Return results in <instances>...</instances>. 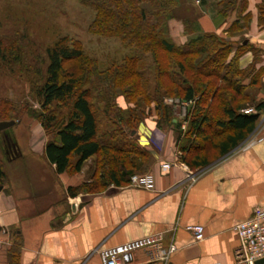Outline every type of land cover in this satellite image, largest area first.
<instances>
[{
  "label": "crops",
  "instance_id": "1",
  "mask_svg": "<svg viewBox=\"0 0 264 264\" xmlns=\"http://www.w3.org/2000/svg\"><path fill=\"white\" fill-rule=\"evenodd\" d=\"M176 1L181 14L168 22L171 41L184 46L197 36L216 34L230 42L234 51L229 59L239 52V68L254 69L261 84L249 91L258 103L264 102V0H246L244 7L243 0H195L196 6L185 0L181 7ZM155 125L146 119L132 133L155 159L147 172L155 177L154 190L129 183L81 190L94 182L95 157L78 173H58L45 155L47 144L29 151L6 150L0 264H101L99 250L156 233L165 234L164 250L175 243L177 251L166 262L150 250H140L132 264H234L239 245L235 226L251 218L256 208H264V139L253 149L239 148L241 144L192 170L181 161L184 135L178 137L179 129L171 125V134L165 136ZM186 125L188 120L180 130ZM154 133L164 137L158 149ZM163 164L172 167L162 170ZM191 225L205 228L204 240L195 241L186 230Z\"/></svg>",
  "mask_w": 264,
  "mask_h": 264
},
{
  "label": "trees",
  "instance_id": "2",
  "mask_svg": "<svg viewBox=\"0 0 264 264\" xmlns=\"http://www.w3.org/2000/svg\"><path fill=\"white\" fill-rule=\"evenodd\" d=\"M94 4L98 17L93 32L119 38L126 46L139 50L141 58L151 54L144 62L151 61L155 86L153 91L145 88L150 80L143 72L146 65L141 58L126 59L125 78L131 81V92L141 97L133 111L116 112L115 119L109 117L107 130L100 132L101 118L91 102V89L84 85H90L95 77L103 78L104 72L98 64L88 67L92 61L84 57L82 50L65 46L62 41L49 48L47 79L37 91L42 109L38 119L46 133L55 136L45 146V155L58 173H78L87 160L95 157L94 182L80 188L86 191L123 186L132 175L147 173L155 159L132 133L145 122L141 116L143 105L152 103L158 113L163 112L160 120L163 118L167 126H176L178 137L184 135L181 161L192 170L228 155L253 134L264 102H250L254 99L249 90L259 86L261 80L253 75L254 69L239 68V52L229 59L233 44L216 34H203L184 46H176L167 33V22L174 17L178 5L176 0H95ZM260 10L264 27V3ZM70 62L75 64L67 70ZM168 96L196 102L187 119V130H180L172 109L164 105ZM105 103L106 109L115 105ZM249 103L256 114L242 113ZM59 106L65 107L66 114ZM103 114L108 119L111 113L107 110ZM6 119L1 116L0 122ZM4 145H0V185L6 179Z\"/></svg>",
  "mask_w": 264,
  "mask_h": 264
},
{
  "label": "rangeland",
  "instance_id": "3",
  "mask_svg": "<svg viewBox=\"0 0 264 264\" xmlns=\"http://www.w3.org/2000/svg\"><path fill=\"white\" fill-rule=\"evenodd\" d=\"M184 1L179 0L180 7ZM194 1L193 6H196ZM94 2L95 0H0V117L16 122L14 126L0 132V145L5 143L4 153L13 148L24 151L33 147L42 149L49 141L54 140L55 136L48 135L38 119L42 109L37 91L47 79V50L58 42L62 41L65 46L82 50L84 57L92 61L88 67L94 68L98 64L101 72H104L103 78L95 77L90 85H84L91 89V102L101 118L100 132L107 130L109 117L115 119L116 112L122 114L123 111H133L136 108L138 97L141 96L131 92V81L125 78L127 71H124V64L128 58H141L140 52L126 46L119 38L93 32L92 28L98 17ZM175 11L174 15L181 14ZM168 22L167 33L170 38ZM150 55L141 58V61L146 65L143 72L148 74L150 80L145 88L153 91L155 84L154 72L150 70L151 61L144 62L151 58ZM74 64L67 63L66 69ZM173 67L171 66L172 70ZM249 95L256 96L251 91ZM105 101L115 105L106 109ZM255 101L251 99L250 102ZM193 103L184 100L182 96H168L164 99V105L172 109L174 118L182 123L181 127L189 118L196 102ZM252 103L243 110L254 109L256 114ZM59 107L62 114H66L65 107ZM143 107L141 116L144 120H154L155 126L162 130L160 133L169 136L171 127L165 124L163 118H159L163 117V112L158 113L154 103ZM107 110L111 113L108 119L103 114ZM160 133L152 134L157 149L161 147L160 140L164 138H161ZM263 139L264 111L260 113L255 132L239 148L253 149Z\"/></svg>",
  "mask_w": 264,
  "mask_h": 264
},
{
  "label": "built area",
  "instance_id": "4",
  "mask_svg": "<svg viewBox=\"0 0 264 264\" xmlns=\"http://www.w3.org/2000/svg\"><path fill=\"white\" fill-rule=\"evenodd\" d=\"M244 114H255L254 109L243 110ZM170 164H163L162 170H169ZM155 177L152 173L134 174L129 186L137 189L154 190ZM186 230L193 233L196 242L205 239L203 226H187ZM239 240L235 252L234 264H264V208H256L251 218L237 223L234 228ZM164 233H156L141 237L123 244L98 251L101 264H132L137 251L150 250L157 260L168 261L171 254L177 251L175 243L167 250L162 248Z\"/></svg>",
  "mask_w": 264,
  "mask_h": 264
},
{
  "label": "water",
  "instance_id": "5",
  "mask_svg": "<svg viewBox=\"0 0 264 264\" xmlns=\"http://www.w3.org/2000/svg\"><path fill=\"white\" fill-rule=\"evenodd\" d=\"M15 123H16L15 121H2V122H0V132L14 126Z\"/></svg>",
  "mask_w": 264,
  "mask_h": 264
}]
</instances>
